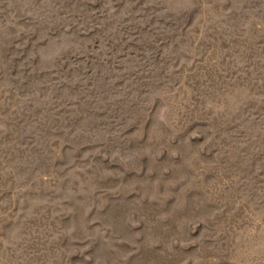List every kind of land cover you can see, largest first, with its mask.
<instances>
[{"label": "rangeland", "instance_id": "1", "mask_svg": "<svg viewBox=\"0 0 264 264\" xmlns=\"http://www.w3.org/2000/svg\"><path fill=\"white\" fill-rule=\"evenodd\" d=\"M0 264H264V0H0Z\"/></svg>", "mask_w": 264, "mask_h": 264}]
</instances>
